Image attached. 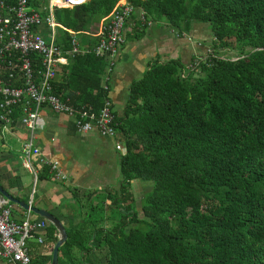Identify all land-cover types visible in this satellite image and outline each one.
Instances as JSON below:
<instances>
[{
	"label": "trees",
	"instance_id": "1",
	"mask_svg": "<svg viewBox=\"0 0 264 264\" xmlns=\"http://www.w3.org/2000/svg\"><path fill=\"white\" fill-rule=\"evenodd\" d=\"M119 1L57 9L56 19L86 32ZM129 1L147 19L164 18L182 33L208 24L213 52L191 68L178 60L153 64L130 86L124 116H117L126 150L119 191L108 207H91L97 219L79 225L90 229L67 230L60 264H95L88 258L94 243L97 264H264V0ZM222 50H236L235 60ZM107 67L94 53L76 57L56 94L100 112L109 95ZM134 181L152 184L142 218ZM56 234L50 225L51 243Z\"/></svg>",
	"mask_w": 264,
	"mask_h": 264
},
{
	"label": "crops",
	"instance_id": "2",
	"mask_svg": "<svg viewBox=\"0 0 264 264\" xmlns=\"http://www.w3.org/2000/svg\"><path fill=\"white\" fill-rule=\"evenodd\" d=\"M35 6L37 9H42L48 7L49 2L36 0ZM57 9H54L53 16L55 22L60 24L56 19ZM141 11L137 10L127 22L125 27L126 43L117 57L115 68L108 75L109 96L118 117L124 116L130 86L133 82L142 79L153 64L178 60L186 68H191L198 59L208 57L206 54L210 48V42H213L214 39L208 24L196 23L190 32L182 33L172 28L164 18L155 21L149 18L147 19L149 24L144 23L141 19ZM69 31L75 32L70 29ZM66 67L60 69L57 84ZM17 114L19 117L16 118L15 114L12 125L0 129V185L15 199L55 215L63 223L66 230L90 229L92 226H79L87 220L83 219L84 217L91 215L85 211L87 210L86 206L94 216L91 207L100 201H105V206L108 207L112 201L111 197H115L114 193L118 192L116 187L121 182L120 169L119 174L114 179L110 166L115 168V164L119 163L117 157L120 159L123 154L122 152L119 154V151L116 150V144L121 140L118 137H105L96 129L86 134H78L73 118L53 113L45 108L40 113L34 142L42 152L41 157L59 163V169L64 178L57 179L48 166L40 164V157L34 156L32 164L38 174L36 179L22 159L24 146L32 138V135L18 121L20 119L19 111ZM15 121L17 122L15 123ZM91 137L101 139L104 145H98L96 142L93 149L90 150L94 151V155L92 153L89 160L88 154L90 152L87 153V151L78 148L76 141L88 140ZM109 144L111 147L108 146ZM110 148H113L114 152H110ZM100 150L109 152L110 155L102 154ZM45 172L47 175L41 179V175ZM136 183L138 181L133 182V189ZM34 184L35 186L38 184L36 196L33 195L34 188L32 190ZM97 189L102 191L98 192ZM2 199L0 193V201ZM8 202L9 206L12 207V219L14 221L23 222L28 218L32 222L46 221V231L31 239L28 248L37 264H52L54 249L58 243H51L47 236V230L52 224L32 212L29 215V211L18 204ZM111 224L107 222L105 226L110 227ZM38 236L43 237V243L38 241ZM56 236L59 241L58 230ZM92 248L88 258H92L97 264V243H94ZM75 253L79 255L77 251ZM60 256L59 253V264ZM0 264H10L1 256V248ZM62 264L70 263L65 260Z\"/></svg>",
	"mask_w": 264,
	"mask_h": 264
},
{
	"label": "built area",
	"instance_id": "3",
	"mask_svg": "<svg viewBox=\"0 0 264 264\" xmlns=\"http://www.w3.org/2000/svg\"><path fill=\"white\" fill-rule=\"evenodd\" d=\"M88 1L46 0L49 6L37 9L34 5L36 0H0V129L12 125L14 116L19 111L18 121L32 135L24 146L22 159L36 179L38 174L32 164L34 156L40 157V164L48 166L57 179L64 178L59 163L41 157L42 152L34 142L43 109L73 118L78 134L96 129L105 137L118 136L119 123L109 95L104 107L95 113L85 107H75L70 99L65 101L56 94L60 69L68 66L72 59L90 53L108 60L103 88L110 93L108 75L115 68L117 57L126 43L125 27L137 8L129 0L119 1L96 30L82 32L98 39L93 47H84L78 38L79 33L69 31L55 22L53 11L55 8L73 9ZM141 19L149 24L144 11H141ZM43 23L52 30L48 41L42 35ZM58 29L70 33L69 48H65L62 41L64 33L59 34ZM116 150L125 153V145L117 142ZM30 213L31 211L28 214ZM46 229L47 223L44 220L32 222L28 218L23 222L14 221L9 202L6 199L0 201L1 256L10 264H33L29 241ZM43 240L42 236H38L40 243Z\"/></svg>",
	"mask_w": 264,
	"mask_h": 264
},
{
	"label": "rangeland",
	"instance_id": "4",
	"mask_svg": "<svg viewBox=\"0 0 264 264\" xmlns=\"http://www.w3.org/2000/svg\"><path fill=\"white\" fill-rule=\"evenodd\" d=\"M97 28H98V25L97 26L90 25L87 28V31L89 30V32H92V29L96 30ZM41 29L44 30L43 33H42L44 39H46L48 41L50 36H51V34H52L51 28H48L47 25L45 23H43ZM57 32L59 34H63V32L60 31L59 29L57 30ZM78 38L82 41V46H84V47H86V46L93 47L98 42V39L89 37V36L85 35L84 33H79L78 34ZM213 42H214V39H213ZM213 42H210V48H209V50H208L206 55H210L213 52V50H212ZM221 52L223 53L222 55L225 58H234V60H235V57L237 55L236 54V52H237L236 50H231V51L222 50ZM203 59H206V58H203ZM200 60L201 59H198V61H200ZM96 142L98 143V145H101V144L104 145V143H103V141L101 139L92 138V137H91V139L89 138L88 140H78V141H76V145H77L78 148L87 151V153L90 152V154H88V157H89V160H90L91 159L90 155L94 152V151H90V150L93 149V147H94ZM114 145H115V143H114ZM108 146L111 147L110 144ZM109 151L110 152H112V151L114 152L113 148H110ZM100 152L102 154H106L107 153L108 155H110V153L106 152V151H101L100 150ZM119 154H120V152H119ZM119 154H118V156H119ZM92 155H94V153ZM118 160H119V157H117V161ZM110 169L112 170L111 172H113L112 175L114 176V179H116L117 174H119V163L117 162V165L115 164V168L110 166ZM112 175L110 174V176H112ZM119 178H120V176H119ZM37 185L35 186V184H34L33 187H32V190L34 188V192H33L34 196H36L35 194H37V190H38ZM119 188H120V184H118V186L116 187V191H119ZM151 189H152V184L149 183V182H141V183H139V181H138V183H136V185H134V190L133 191L135 193V198H136V208H137L138 212L140 213V217L141 218L143 217V212H142V209H141V206H142L141 205V201L143 200L144 195L147 194ZM97 191L99 192V191H102V190L97 189ZM108 203H110V202H108ZM86 209L87 210H85V211H87V214H91V215L93 214L90 210H88V206H86ZM81 218H83V217H81ZM88 218L89 217H84L83 219H88ZM93 218L97 219V210L94 212ZM111 226H112V224H111Z\"/></svg>",
	"mask_w": 264,
	"mask_h": 264
},
{
	"label": "water",
	"instance_id": "5",
	"mask_svg": "<svg viewBox=\"0 0 264 264\" xmlns=\"http://www.w3.org/2000/svg\"><path fill=\"white\" fill-rule=\"evenodd\" d=\"M0 193L2 194L3 199H6L12 203L18 204L26 211H31L35 215H38L48 222H50L59 232V241L55 246L54 253H53V260L52 264H59V253L60 248L67 242L68 240V233L66 228L64 227L63 223L52 213L46 210L39 209L37 207L30 206L24 202H21L15 199L10 193H8L1 185H0Z\"/></svg>",
	"mask_w": 264,
	"mask_h": 264
}]
</instances>
